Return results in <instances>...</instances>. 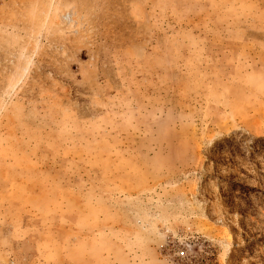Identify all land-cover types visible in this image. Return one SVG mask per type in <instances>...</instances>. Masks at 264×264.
Returning a JSON list of instances; mask_svg holds the SVG:
<instances>
[{"label":"rangeland","instance_id":"1","mask_svg":"<svg viewBox=\"0 0 264 264\" xmlns=\"http://www.w3.org/2000/svg\"><path fill=\"white\" fill-rule=\"evenodd\" d=\"M0 264H264V0H0Z\"/></svg>","mask_w":264,"mask_h":264}]
</instances>
